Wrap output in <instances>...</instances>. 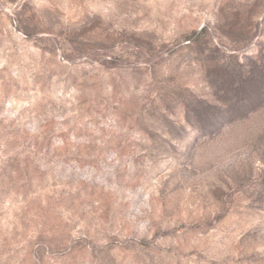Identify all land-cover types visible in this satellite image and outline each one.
Listing matches in <instances>:
<instances>
[{"label": "rangeland", "instance_id": "obj_1", "mask_svg": "<svg viewBox=\"0 0 264 264\" xmlns=\"http://www.w3.org/2000/svg\"><path fill=\"white\" fill-rule=\"evenodd\" d=\"M0 264H264V0H0Z\"/></svg>", "mask_w": 264, "mask_h": 264}]
</instances>
